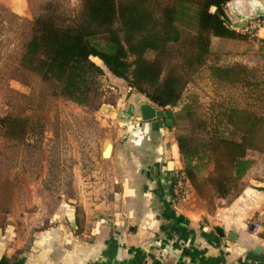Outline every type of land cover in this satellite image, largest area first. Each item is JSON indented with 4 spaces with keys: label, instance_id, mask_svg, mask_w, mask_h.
<instances>
[{
    "label": "trees",
    "instance_id": "trees-1",
    "mask_svg": "<svg viewBox=\"0 0 264 264\" xmlns=\"http://www.w3.org/2000/svg\"><path fill=\"white\" fill-rule=\"evenodd\" d=\"M228 1L40 0L31 19L2 4L0 9L8 16L1 21H13L23 31L19 70L36 75L48 87L46 94L94 109L112 103L102 98L106 69L153 105L169 108L172 125L186 110L194 123L175 135L182 170L211 210L214 198L230 193L251 165L247 150L264 152V104L254 101L264 100V94L252 95L246 105H226L209 120L196 116L191 104L181 105L184 91L205 65L217 84L259 85L246 76L251 70L242 63H207L212 36H244L229 24ZM28 121L6 113L0 128L22 139L29 134Z\"/></svg>",
    "mask_w": 264,
    "mask_h": 264
},
{
    "label": "rangeland",
    "instance_id": "rangeland-1",
    "mask_svg": "<svg viewBox=\"0 0 264 264\" xmlns=\"http://www.w3.org/2000/svg\"><path fill=\"white\" fill-rule=\"evenodd\" d=\"M39 1L28 0L30 15L21 17L31 19L38 11ZM70 2L74 4L76 0ZM7 17L0 9V117L6 113L29 117V134L18 139L4 134L0 128V231L10 237L15 252L21 253L29 251L47 234L68 235L70 218L75 220L77 227L73 229L78 233L86 231L83 226L86 219V223L92 224L94 214L112 215V209L120 206L113 192L120 185L116 182L111 158L101 154L104 139L110 135L113 140V136L104 131L106 125L102 124L99 109L79 105L54 93L46 94L48 87L36 75L19 70L23 31L16 28L13 21H1ZM251 18L263 19V16L247 18V28L239 30L244 33L243 37H211L207 63H242L251 70L246 76L259 85L217 84L210 80L205 65L181 100V105L191 104L196 116L209 120V115L218 113L226 105L236 102L246 105V101H252V95L264 94V35L256 34L258 24L251 26ZM105 71L101 79L103 99L111 100L112 103L108 102L114 105L123 100L125 104L119 106L124 108L129 99L133 106L137 98L148 100L133 88L129 89L122 79ZM254 101L264 104L261 99ZM122 113L125 119L120 121L132 124L134 112L124 110ZM186 113L183 110L173 127L170 125L175 135L191 129L194 121ZM111 126L116 133L118 123ZM127 136L136 137L133 130L127 132L126 140ZM249 150L254 149L247 150L248 156ZM176 176L174 173L172 179ZM186 181V178L181 181V193ZM168 189L174 193V185H168ZM237 189L238 186L234 191ZM218 198H214L215 204Z\"/></svg>",
    "mask_w": 264,
    "mask_h": 264
},
{
    "label": "crops",
    "instance_id": "crops-1",
    "mask_svg": "<svg viewBox=\"0 0 264 264\" xmlns=\"http://www.w3.org/2000/svg\"><path fill=\"white\" fill-rule=\"evenodd\" d=\"M0 2L20 16L30 15L28 0ZM225 11L237 30L247 28L248 17L263 16L256 34L264 35V0H229ZM140 100L133 106L129 99L126 108L119 106L123 100L98 108L104 131L113 136L108 158L116 169L120 188L113 192L120 206L110 216L94 214L91 225L86 219V231L78 233L70 218L68 235L47 234L21 253L0 231V264H264V154L248 151L252 163L238 189L219 197L213 209L187 178L184 195L173 200L170 175L183 167L173 125L162 117L120 121L124 110L138 115ZM131 130L136 137L126 140Z\"/></svg>",
    "mask_w": 264,
    "mask_h": 264
},
{
    "label": "water",
    "instance_id": "water-1",
    "mask_svg": "<svg viewBox=\"0 0 264 264\" xmlns=\"http://www.w3.org/2000/svg\"><path fill=\"white\" fill-rule=\"evenodd\" d=\"M90 58L96 63L101 62L98 56L90 55ZM139 113L136 115L137 120H151L154 118L164 116V121L167 125H172V112L169 108H160L154 106L147 100H140L138 102ZM113 145V140L111 136H107L102 144L101 154L103 157H109Z\"/></svg>",
    "mask_w": 264,
    "mask_h": 264
},
{
    "label": "built area",
    "instance_id": "built-area-1",
    "mask_svg": "<svg viewBox=\"0 0 264 264\" xmlns=\"http://www.w3.org/2000/svg\"><path fill=\"white\" fill-rule=\"evenodd\" d=\"M263 22V19H260V18H251L249 19V23L252 25L254 24H258V23H261ZM175 173V175H177L174 179H172V176L173 174ZM171 178H170V185H174V193L171 194V197L173 200H176V199H179L181 198L184 193L182 192L181 193V187H182V179L184 180L186 178L185 176V173L182 169L178 170V171H174L171 175ZM178 177V178H177ZM177 178V179H176ZM176 180V181H175ZM175 181V182H174ZM262 215H264V213H262ZM263 220H264V216H263ZM257 225L254 224V228L256 227Z\"/></svg>",
    "mask_w": 264,
    "mask_h": 264
}]
</instances>
